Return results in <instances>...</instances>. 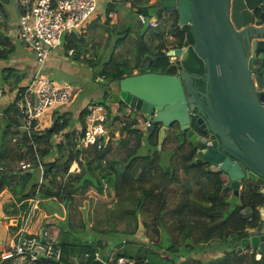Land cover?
<instances>
[{
	"label": "trees",
	"instance_id": "obj_1",
	"mask_svg": "<svg viewBox=\"0 0 264 264\" xmlns=\"http://www.w3.org/2000/svg\"><path fill=\"white\" fill-rule=\"evenodd\" d=\"M11 1L0 0V11L6 21L9 19L6 5ZM148 1L133 0L132 3L137 6L139 12L146 14L147 8L156 7ZM18 2L21 14L23 0ZM109 6L108 13L113 10V3ZM177 19L178 16L175 15L170 25L162 27L160 23L154 28L149 26L155 30L148 32L145 39L144 34H141L142 38L135 44L132 55L119 57L114 50L128 37L132 30L131 26L128 27L127 31L115 40L107 58H87L90 65H100L99 70L95 72V77L106 79L107 85L108 82L123 75V66L138 69L144 57L149 56L151 57L150 69L164 72L171 63L164 49L168 46L182 45L184 39V31ZM108 29L112 30L109 26ZM166 34H172L175 37L166 39ZM79 35L82 36V33L80 32ZM64 37L66 38L64 43L66 54L71 47L79 51L75 46L80 39L77 34L71 32ZM13 50L12 36L0 27V59H8ZM259 64L264 66V59L259 60ZM27 76L25 71L13 65L0 68V81L5 86V94L16 90L15 96L19 98L31 79ZM104 93L106 98L108 90ZM88 104L89 102L78 109L79 118L85 120ZM115 104L116 107L109 108L110 115L114 111L119 118L129 119V115L118 114L119 110L126 108L125 103ZM62 107L55 108L52 123L49 126L33 130L32 136L20 128L24 122V115L16 102L2 103V114H0V217H5L12 211L16 213L24 208L23 205L17 206L18 202L34 195L40 198V204L43 207L38 218L47 213L44 205L47 200H54L58 204L65 203L68 207L82 195L87 202H90L87 192L92 188L98 192H103L104 189L111 190L116 196L115 204L110 207L105 206L103 213L97 215L99 226L91 225L90 229H87L89 223H83L86 238L77 237L71 242H60L62 262L73 264L70 256L85 252L89 253L87 264L96 257V253H99L102 258H108L110 254L114 256L118 243L108 245L107 241L104 242L102 238L96 237L97 233L110 236L117 231L134 232V229H139L140 219L147 228L146 235L151 236L149 242L154 243L159 240L162 231H165L168 233L166 235H170L173 245L181 240L187 243L186 247L189 248V245H192L188 243L190 239L186 241L184 238L192 237L191 241L198 245L216 243L231 246L228 245L227 237L232 231H238L237 235L240 237L247 232L248 226H253V223L260 218L258 206L264 204V196L258 191V184L246 182L244 190L239 195L233 194L237 200L230 207L229 194L223 192V183L219 176L208 174L210 171L202 169L198 164H192L195 156L194 146L186 154L180 155L179 160L184 173L191 176H187L182 181L176 167L177 160L175 161L172 157H170V163L162 167L159 149L162 150L164 142L159 147L158 128L151 132L147 131V125L143 124V121L147 120L144 115L132 109L128 111L134 112V118L141 116L142 122L136 126L130 121L122 127V135L118 142L124 148L125 155L113 158L108 156L112 144L100 149L93 146H78L77 138L84 132V121L80 120L82 127L76 128V118L71 115V109L63 110ZM61 132H63V139L58 140ZM180 132L181 140L188 142L185 133ZM144 133L147 134V143L146 139H143ZM145 143L148 145L145 151L149 153L152 150V155L141 152ZM172 152L177 154L176 149ZM22 159L30 161L31 168L18 167V161ZM73 162L78 163L79 170L70 171ZM40 165L43 166V180L38 188ZM175 182L180 185V188L174 189L171 186ZM246 206L252 208V219L247 218L242 212ZM120 221L125 222L127 228L134 229L120 230L117 226ZM2 226L0 248L8 246L13 235V227ZM93 237H95L94 241L91 240ZM152 237H155V240ZM110 248H112L111 253H109ZM175 249L178 250V247ZM230 250L236 252L235 248ZM226 251L228 249L224 248L223 252ZM256 253L255 249L249 248L243 251L242 264H264V253L260 258L256 257ZM115 256L114 259L117 260L123 254L116 253ZM142 257L148 258L146 264H153L150 262L148 253L137 257L136 260ZM195 262L196 258H189L184 264Z\"/></svg>",
	"mask_w": 264,
	"mask_h": 264
},
{
	"label": "water",
	"instance_id": "obj_2",
	"mask_svg": "<svg viewBox=\"0 0 264 264\" xmlns=\"http://www.w3.org/2000/svg\"><path fill=\"white\" fill-rule=\"evenodd\" d=\"M152 4L156 5L155 15L165 13L167 22H172V13L176 12L184 31L182 46L167 51L174 59L164 72L150 69V56L144 57L138 69L123 66V75L107 84L108 102H124L134 112L149 117L148 132L161 124L157 131L159 147L168 127L177 122L198 148L192 163H208L212 171L224 172L228 177L224 191L231 188L234 195H239L248 178L264 194V74L253 72L256 52L264 51V0H154ZM250 29L255 35L251 56L244 45L250 41ZM72 32L80 33L75 28ZM200 74L206 79V103L192 84V77ZM97 80L107 83L102 77ZM191 116L200 129L206 131L209 125L213 142L219 137L220 145L234 159L219 148L205 149V141L190 129ZM227 131L235 144H228ZM258 210L261 227L250 229L251 236L242 237L233 247L237 251L255 248L260 258L264 253V205ZM242 212L252 219L251 206ZM44 231L45 227L42 241H46ZM89 264L107 263L96 257Z\"/></svg>",
	"mask_w": 264,
	"mask_h": 264
},
{
	"label": "built area",
	"instance_id": "obj_3",
	"mask_svg": "<svg viewBox=\"0 0 264 264\" xmlns=\"http://www.w3.org/2000/svg\"><path fill=\"white\" fill-rule=\"evenodd\" d=\"M23 9L18 19V37L23 44L31 49L36 56L38 65L19 98L16 96L12 102H16L19 110L24 115V122L20 128L29 136L37 128L38 120L48 108L67 104L72 99L74 92L70 84L60 83L52 77L44 74V67L52 51L59 48L63 42V36L75 29H83L87 21L92 20L98 0H23ZM141 24L151 27L159 25V19L155 16L148 17L143 12L137 13ZM174 46L164 49L167 53ZM67 56L91 57L88 52H80L71 47L67 50ZM170 61L174 56H169ZM5 95V86L0 81V114ZM85 115V129L77 138V145L84 147H96L98 149L114 143L122 133L121 129L128 122L138 126L142 117L131 119L116 118L117 113L110 110L101 102L88 104ZM131 111L129 106L126 107ZM109 110V111H108ZM141 115V114H140ZM150 124V120L143 121ZM63 139V136H60ZM21 169L31 168V162L25 159L18 161ZM43 180V166L39 167V188ZM37 188V190H38ZM23 205L19 211L12 215H6L4 222L6 227H13V235L8 246L0 248V264H54L52 260L61 261L62 247L60 241L49 237L45 225L42 226V218L39 217L42 206L37 195L25 198L18 203ZM45 227L46 241H42V228ZM89 253H77L70 256L73 264H87ZM96 257L102 258L99 253ZM95 257V258H96ZM107 264H146L147 257L139 260L126 259L121 256L114 259L110 254L103 258ZM62 262V261H61Z\"/></svg>",
	"mask_w": 264,
	"mask_h": 264
},
{
	"label": "rangeland",
	"instance_id": "obj_4",
	"mask_svg": "<svg viewBox=\"0 0 264 264\" xmlns=\"http://www.w3.org/2000/svg\"><path fill=\"white\" fill-rule=\"evenodd\" d=\"M121 1V0H120ZM14 3V5L12 4ZM15 2L17 1H11V3L7 4L6 9L9 13V16L13 17L15 16L14 14V9H15ZM118 8H123L125 15L127 16V19L125 21V25H133L132 31L130 32L129 36L126 38V40L119 46H117L114 50V53L119 56V57H127L129 55H132L133 50L135 49V44L139 40V33L148 35V32H152L153 28H149V25L146 24H141L136 21L137 18V12L129 7H125L122 4H118ZM148 9V13L146 15L148 17L155 16L159 19V16L155 15V6H151ZM144 13V12H143ZM96 14H100V19L104 20L106 16V10H105V5L99 3V8L96 10ZM145 14V13H144ZM98 18L96 20H89L87 23L83 26L82 30V36L79 34L78 37L80 38L75 45L77 49L80 52H88L89 56H97L100 58H107L108 54L110 51L113 49V40L117 39L118 37L122 36L123 34V28L124 26H121L122 24H116L115 27H111L112 30L109 31L106 26L105 22H97ZM0 26L5 27V29L9 30L10 28L12 29L14 24H10V20L6 21L4 16L2 15L0 11ZM16 29V28H15ZM14 29V30H15ZM114 30L116 33L112 34L111 32ZM110 34H112V38L110 37ZM146 35V36H147ZM138 38V39H137ZM66 41V38L63 36V42L61 46L56 49V51L59 53L62 52V56H60L57 59L53 60V63H49L50 67L48 70H44V74L46 76H51L55 77L57 81L60 83L64 84H70L73 87V92H77V96L75 97L76 101H74L73 104L75 105V108L73 111H76L77 117L75 119L76 128H81L82 123L84 121V126H85V120L79 118L78 116V109L81 107L78 105L79 102L81 103H93V102H101L108 106V108H113L116 107L115 102H108L107 98L104 97V92L108 90V85L100 83L97 79L98 77H95V72H97L100 68V65L97 66H92L90 65L86 58H82L79 56H66V51L64 49V43ZM113 42V43H112ZM26 49L30 52H33L31 49L27 48ZM61 50V51H60ZM90 57V58H91ZM89 58V57H87ZM63 107H66V104L61 105ZM53 107V108H48L44 111L42 115L43 120H48L51 116V114L54 115V109L58 108ZM61 109H64V108ZM109 111V110H108ZM118 114L120 115H129V119L134 118V112H128L126 108L121 109V111H118ZM116 118H119L116 115ZM81 120V121H80ZM49 123H51L49 121ZM122 130V129H121ZM61 132L58 135V140L60 139V136H63ZM120 139V138H119ZM116 140L114 143H112V149H110L108 156L117 158V157H124L125 155V150L121 146L120 142ZM143 139H146L147 143V134L144 133ZM144 144L142 147V151L144 153H148L145 151L148 147L147 144ZM171 146H167L166 148L159 149L160 154H161V165L162 167H166L172 157L175 161L178 159V151L176 152L177 154L175 155L172 151ZM150 155H152V150L149 151ZM74 169H71V171ZM104 192V190H103ZM106 193V194H105ZM89 196L90 202H87V199L84 198V196H78L77 199L70 204V207H66L65 203L62 205V207L58 206V203H56L54 200H47L44 205L46 207V216L42 218V226L44 225H49L47 230L49 232V237H58L62 238V235H65L66 233L60 234L55 231V225H58V220H62L60 216H56V214L53 213V211L59 212V215L63 214L64 207L67 210V217L66 221L71 225H77L78 227L80 226L79 233L76 232V229L72 227L75 231L76 235H82L83 232V223H89V226L87 229H90L91 225H100V222L98 221L99 213H103L104 207H110L115 204L113 201L114 197H112L111 193L107 194V190L102 193H97L95 188L90 189L87 192V197ZM116 199V196H115ZM229 201L231 202L230 207L233 206V203L236 202L237 197L234 195H230L228 197ZM41 205V204H40ZM43 208V207H42ZM41 212V211H40ZM14 214L13 211L8 214L12 215ZM45 214V213H44ZM50 219V220H49ZM5 218L2 216L0 217V221L4 222ZM64 224V222H61ZM82 223V224H81ZM142 223L141 219L139 221V229H134V228H127L125 225V222L120 221L118 222L117 226L120 230L123 229H128V230H135L134 232L132 231H126V233L123 232H114L110 234V237L113 238L114 243H118L116 246V253H122L123 256L126 259H137V257L144 255L145 253L149 254L150 262L153 264H184V262L189 258L195 259L196 262L193 264H242L243 259H242V252L243 251H237L233 252L230 250L229 246L227 245H217L216 243L212 244H206V245H198L193 243L191 241L193 238L189 237L187 239L184 238V240H189L188 243L192 244L189 245V248L186 247L187 243L184 241L182 242H176L173 245L172 239L170 235H166L165 231H162V234L160 236L159 240L154 241V243L149 242V238L151 236L146 235V228L143 224V227H140V224ZM53 224V226L51 225ZM81 224V225H80ZM3 224L0 223V235L3 234ZM54 236H53V235ZM144 234V235H143ZM100 235H105L102 233H97L96 237H99ZM143 237L141 238V236ZM81 238V237H79ZM127 240L126 242L123 241V239ZM57 239V238H56ZM153 240H155V237H152ZM182 239V238H181ZM58 240V239H57ZM183 240V239H182ZM183 243V244H182ZM214 244V245H213ZM180 246V247H179ZM183 246V247H182ZM178 247V250L175 248ZM220 247V248H219ZM227 248L228 251L223 252V249ZM232 249V248H231ZM114 254V256H115ZM116 257V256H115Z\"/></svg>",
	"mask_w": 264,
	"mask_h": 264
},
{
	"label": "crops",
	"instance_id": "obj_5",
	"mask_svg": "<svg viewBox=\"0 0 264 264\" xmlns=\"http://www.w3.org/2000/svg\"><path fill=\"white\" fill-rule=\"evenodd\" d=\"M14 1V0H12ZM17 2H15V9H14V14L15 16L11 17L9 16V20H10V24L11 25H15L12 27V29L10 28L9 30L5 29V27H1L2 29H4L5 33H7L8 35H11L12 36V42L14 44V50H13V53L9 56L8 59H0V68L4 67V66H9V65H13L15 67H17L18 69H20L21 71H25L27 73V77L30 78L33 76L35 70H36V67L38 65V62H37V59H36V56L34 55L33 52H30L26 49V46L23 44V42L19 39L18 37V19H19V15H20V12H19V7H20V3L18 2V0H15ZM154 0H149L148 3L149 4H152ZM133 0H98V7L99 8V3L100 4H103L105 5V10H106V16H105V19L104 20H101L100 19V14H96L94 15V17L92 18V20H96L98 18V21L97 22H105L106 23V26H111V27H115L116 24H119V23H123L121 26H124L122 27L123 28V31L122 32H125L127 31L128 27H130L131 25H125V21L127 19V16L125 15L124 13V10L123 8H118V4H122L123 6L125 7H129V8H132L134 9L137 13H138V9H137V6H134V4L132 3ZM111 3H113V10L111 12H107V7H110L109 5H111ZM12 4L14 5V3L12 2ZM7 6V5H6ZM10 13V12H8ZM109 21V22H108ZM136 21L139 22L138 20V17L136 18ZM140 23V22H139ZM133 26V25H132ZM131 26V27H132ZM165 26V24L162 23V27ZM16 28V29H15ZM108 28V27H107ZM133 28V27H132ZM154 28V27H153ZM15 29V30H14ZM84 30V29H83ZM132 31V30H131ZM130 31V32H131ZM79 32H82V30ZM112 34L116 33V31L114 32V30L111 32ZM80 34V33H79ZM112 34H110V37L112 38ZM130 34V33H129ZM66 35H69V33H66ZM129 36V35H128ZM139 40L142 38L141 37V34L139 33ZM137 38V39H138ZM144 39L146 38V35H144L143 37ZM116 40V39H115ZM115 40H113V42L115 43ZM138 40V41H139ZM112 42V43H113ZM113 43V45H114ZM58 49V48H56ZM56 49L54 51H52L49 59L47 60L46 62V65L44 67V70H48V68L50 67L49 63H53V60L54 59H57L59 58L60 56H62V52L59 53V51L57 52ZM61 51V50H60ZM67 56V55H66ZM91 58H97V56H93ZM87 60V58H86ZM51 77V76H50ZM99 77V76H98ZM54 80H56V78L53 76L52 77ZM26 82V80H25ZM24 82V83H25ZM15 94H16V90L14 91H11V92H7V94L4 95V98H3V101L2 103L3 104H6L8 102H12V99L15 97ZM77 96V92L74 93L72 99L70 100V102H68L66 104V107L63 109V110H66V109H71V112H72V116L73 117H77L76 115V111H73V109L75 108V105L76 104H73L74 101H76L75 97ZM85 104V103H84ZM83 103L79 102L78 105H80L81 107H83L84 105ZM61 106H59L58 108H60ZM55 110V109H54ZM42 117V116H41ZM39 118L38 120V124H37V128L38 129H43L47 126H49L51 123H52V119H53V114H51L50 118L48 120H43L42 118ZM84 119V118H83ZM49 121L51 123H49ZM76 125H78L76 123ZM83 125H84V122H83ZM178 157L177 159V164H176V167L178 168V173H179V176L180 178L182 179V181L187 177V176H191L190 174L189 175H186L184 173V170H183V167H182V164L181 162L179 161L180 160V154L178 153ZM71 169H74V170H79V165L77 162H73L71 167H70V171ZM72 170V171H74ZM106 185V184H105ZM174 189H177V188H180V185L178 183H173L171 185ZM96 190V189H95ZM106 189H104V192H105ZM97 191V190H96ZM104 192H98L97 193H104ZM108 193H111L112 194V197H114V200L115 201V194L113 193V191H108L107 190V194ZM106 194V193H105ZM229 194V193H228ZM231 194H229L230 196ZM19 203V202H18ZM62 203L58 204V206L62 207ZM19 206V205H17ZM70 207V205L68 206V208ZM54 214H56V216H60V218H62V220H58V225L59 226H56L55 225V231L58 232L60 234H63V233H66L65 235H62V238H59V235L58 237L54 236L53 234V238H57L58 241L60 242H63V241H74L76 240L77 237H81V238H86V234L84 232V229L82 230L83 234L82 235H76L75 234V231L72 227H74L76 229V232H80L78 231L80 226L78 227L77 225H70L67 221H66V217H67V210L66 208L64 207V210H63V214L62 215H59V212H56V211H53ZM44 216H46V213L44 214ZM50 220V219H49ZM61 222H64V224H62ZM0 223H2L0 221ZM3 224V223H2ZM82 224V223H81ZM80 224V225H81ZM4 225V224H3ZM50 225V224H49ZM49 225H46L47 228ZM53 226V224H51ZM5 226V225H4ZM84 228V227H83ZM146 228V227H145ZM146 231H147V228H146ZM147 234V232H146ZM144 235V234H143ZM143 235L141 236V238L143 237ZM231 235V233L228 235V237ZM227 237V238H228ZM98 238H102L104 240V242L107 241L108 245H114L115 243L112 244V242H114V240H112L113 238L108 236L107 234L105 235H100ZM95 237L91 238V240L94 241ZM124 242H126L127 240H125V238L123 239ZM112 252V248H110V250ZM116 251V249L114 250ZM241 251H246V249L244 250H241ZM110 252V253H111ZM262 256V255H261Z\"/></svg>",
	"mask_w": 264,
	"mask_h": 264
},
{
	"label": "flooded vegetation",
	"instance_id": "obj_6",
	"mask_svg": "<svg viewBox=\"0 0 264 264\" xmlns=\"http://www.w3.org/2000/svg\"><path fill=\"white\" fill-rule=\"evenodd\" d=\"M260 11H261L260 8H257L256 9V13L257 14H259ZM163 14H165V13H163ZM163 14L159 17V24L160 23H163L166 26L167 25H170L172 22L171 21L167 22L165 20V18L163 17ZM175 15H177V14L174 11L172 13V21H173V18H174ZM249 32H250V35H251L250 41L248 42V45L245 44V43H244V45H245V48L246 49L247 48L249 49V56H251V55H253V51H252V41L255 39V35H254V31L252 29H250ZM174 37L175 36L172 35V34H166V39H172ZM180 46H182V45H179V47ZM262 59H264V51L258 50L256 52V54H255V67L253 69V72H258L260 74H264V66H261L259 64V60H262ZM192 84H193V86H194V88H195L196 93L198 94V96L200 98H202L203 100H205V96L203 94L206 91V79H205L204 74H200V75L193 76L192 77ZM204 102L206 103V100ZM194 111L195 110H192L191 113L193 114ZM145 117L150 120L149 117H147V116H145ZM160 126H161V124H157L156 125V127H158V129L160 128ZM190 129H193L197 133L198 138H200V139H202V140L205 141V149L208 150L210 148H219L224 154H226V155L230 156L232 159H234V157L225 148H223L220 145L221 142H220V138L219 137L216 138L217 139V142H213L214 139L211 136L213 134V132L211 131L209 125H208V129L206 131H204V130H202V129H200L198 127L197 122H196V119L193 116H191V126H190ZM180 131L181 130L179 128L178 123L177 122L172 123L168 127L167 134H166L165 138L163 139V142H164L163 148H166L167 146H171L172 149H176L180 155H183V154H186L189 149L193 148L194 144L190 143V141L188 139V136H187V131H183V132L185 133L188 142H186V141L183 142V140H181V138H180V137H182V134H181ZM226 138H227L228 144H231V145L232 144H235V141H234L233 136L228 131L226 132ZM163 142H162V144H163ZM197 150H198V148L195 147V156L193 157V160L192 161H194V160L197 159ZM196 164L200 165L202 169H204L206 171L212 172V173L208 172V174H217L219 176V178L221 179L222 183H223V189H222L223 192L229 193V194L233 195V190L231 188H229L228 190L224 191L225 186L229 183L228 177L225 175L224 172L212 171L210 169V164H208V163L196 162L193 165H196ZM248 181L251 182V183L257 184L253 180H249L248 178L245 179V181L243 182V186H242V188L240 190V193L244 190V185ZM258 191H260V186H259V190ZM263 196H264V194H263ZM262 205H264V204H262ZM262 205H259V206H262ZM259 217H260V213H259ZM252 218H253V216H252ZM260 227H261V219L258 218V220H256V222L253 223V226H248L246 228V231L247 232L244 235L238 237V235H237L238 231H232L231 232V235H230L231 236V239H229V243H228V245H231V246H229V248L230 249L231 248H235L236 249V247H233V245H234V243L236 241H238L242 237L251 236L249 234V232H248L250 229L260 228Z\"/></svg>",
	"mask_w": 264,
	"mask_h": 264
},
{
	"label": "clouds",
	"instance_id": "obj_7",
	"mask_svg": "<svg viewBox=\"0 0 264 264\" xmlns=\"http://www.w3.org/2000/svg\"><path fill=\"white\" fill-rule=\"evenodd\" d=\"M45 227H46V225H45ZM47 228V227H46Z\"/></svg>",
	"mask_w": 264,
	"mask_h": 264
}]
</instances>
